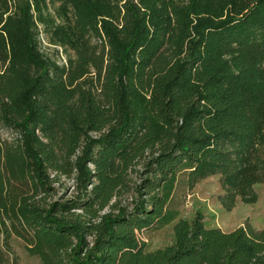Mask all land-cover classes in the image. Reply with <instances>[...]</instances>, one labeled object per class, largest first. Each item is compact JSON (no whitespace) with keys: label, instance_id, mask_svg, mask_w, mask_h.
Returning a JSON list of instances; mask_svg holds the SVG:
<instances>
[{"label":"trees","instance_id":"1","mask_svg":"<svg viewBox=\"0 0 264 264\" xmlns=\"http://www.w3.org/2000/svg\"><path fill=\"white\" fill-rule=\"evenodd\" d=\"M45 1L0 0V264L12 238L39 264H264V228L173 198L264 189V0H48L56 23ZM168 225L161 248L137 238Z\"/></svg>","mask_w":264,"mask_h":264},{"label":"rangeland","instance_id":"2","mask_svg":"<svg viewBox=\"0 0 264 264\" xmlns=\"http://www.w3.org/2000/svg\"><path fill=\"white\" fill-rule=\"evenodd\" d=\"M40 16L44 20L60 21L57 13V4L46 0L40 7ZM37 23V21H36ZM41 28L39 22L36 24ZM91 43L94 40H90ZM46 42L41 44V50H50ZM16 134L0 128V138L11 140ZM180 179V178H179ZM180 182V181H179ZM69 182H66L68 186ZM253 191L256 201L253 204H243L236 200L230 210H225L219 202L222 195L219 176H211L197 182L190 190H187L181 182L174 191V202L177 206L179 218L190 220L194 214L199 213L205 227L218 228L222 232H229L238 227L250 225L254 229L264 228V189L262 185H255ZM132 196H124L123 204L130 203ZM137 238L144 242L148 250L161 248L170 243L172 239L171 225L160 229L147 230L137 234ZM8 261L4 264H39L35 257L28 256L21 241L12 238L9 241L7 253Z\"/></svg>","mask_w":264,"mask_h":264},{"label":"built area","instance_id":"3","mask_svg":"<svg viewBox=\"0 0 264 264\" xmlns=\"http://www.w3.org/2000/svg\"><path fill=\"white\" fill-rule=\"evenodd\" d=\"M43 42H45V40H44L43 36L40 34V37H39V44H40V46H41V44ZM48 47H50V46H48ZM55 48L59 51V48H57V47H55ZM60 63H64V58L62 56L60 57Z\"/></svg>","mask_w":264,"mask_h":264}]
</instances>
